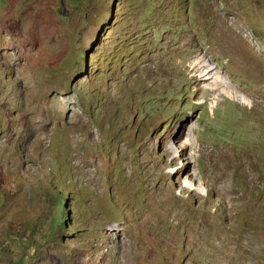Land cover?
I'll return each mask as SVG.
<instances>
[{
	"label": "rangeland",
	"instance_id": "obj_1",
	"mask_svg": "<svg viewBox=\"0 0 264 264\" xmlns=\"http://www.w3.org/2000/svg\"><path fill=\"white\" fill-rule=\"evenodd\" d=\"M0 264H264V0H0Z\"/></svg>",
	"mask_w": 264,
	"mask_h": 264
},
{
	"label": "bare ground",
	"instance_id": "obj_2",
	"mask_svg": "<svg viewBox=\"0 0 264 264\" xmlns=\"http://www.w3.org/2000/svg\"><path fill=\"white\" fill-rule=\"evenodd\" d=\"M230 38H232V37H229L228 39H230ZM243 42H245V41H243ZM241 45H242V43H241ZM224 50H225V48H224ZM224 52L227 53L226 50ZM252 52L249 50L244 51L243 49L242 50H235V51L231 52L232 53L231 60H233L232 58L235 57V59H234L235 63L234 64L237 65V69H239V71L245 73L251 79L257 80L260 84H262L263 81L260 78L258 71H257L258 67L254 64V60L252 59ZM194 64L196 67H198L200 65L196 62ZM195 66L192 65L191 68L193 71L196 72V74H197V72H199L201 70L200 71L201 75H199V77L197 78L199 80V82L200 83L206 82V84H209L213 88V92L215 94L219 95L223 89V90L229 91L230 93H232L233 95H235L238 98H240V96L243 95L240 91H237L234 88H232V89L236 90L237 92H235V91L233 92V90H231V88H227L228 85H226V82L225 83L223 82L222 78L217 79V80L216 79L212 80L211 76H210L212 74L210 68L200 67L199 68L200 70L197 71V70H195ZM229 87H231V86H229Z\"/></svg>",
	"mask_w": 264,
	"mask_h": 264
},
{
	"label": "trees",
	"instance_id": "obj_3",
	"mask_svg": "<svg viewBox=\"0 0 264 264\" xmlns=\"http://www.w3.org/2000/svg\"><path fill=\"white\" fill-rule=\"evenodd\" d=\"M58 206L61 207V208L63 207L62 203H59ZM63 222H64V221H63Z\"/></svg>",
	"mask_w": 264,
	"mask_h": 264
}]
</instances>
